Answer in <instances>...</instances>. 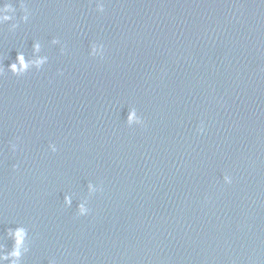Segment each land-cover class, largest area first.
<instances>
[{
    "label": "water",
    "instance_id": "obj_1",
    "mask_svg": "<svg viewBox=\"0 0 264 264\" xmlns=\"http://www.w3.org/2000/svg\"><path fill=\"white\" fill-rule=\"evenodd\" d=\"M0 264H264V0H0Z\"/></svg>",
    "mask_w": 264,
    "mask_h": 264
},
{
    "label": "clouds",
    "instance_id": "obj_2",
    "mask_svg": "<svg viewBox=\"0 0 264 264\" xmlns=\"http://www.w3.org/2000/svg\"><path fill=\"white\" fill-rule=\"evenodd\" d=\"M5 11H7V6H5ZM3 19H8L7 16H4ZM17 61L18 63H20L21 65H24V58L22 55H18L17 56ZM12 69L15 71V68H16V65H12L11 66ZM132 116L130 115L129 116V122L131 123L132 122ZM226 182L230 183L231 181H228L227 178H226ZM79 215L81 216H84V215H87L88 214V209H86L83 205H80L79 206V212H78ZM15 238H16V244L19 245L20 244V237L23 235V232L21 230H17L15 233ZM14 255H18V253H13Z\"/></svg>",
    "mask_w": 264,
    "mask_h": 264
}]
</instances>
